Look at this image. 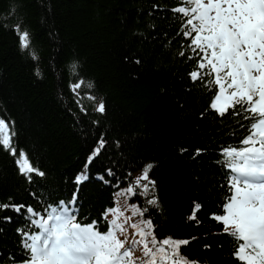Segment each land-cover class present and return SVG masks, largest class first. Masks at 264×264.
<instances>
[{"label": "trees", "instance_id": "trees-1", "mask_svg": "<svg viewBox=\"0 0 264 264\" xmlns=\"http://www.w3.org/2000/svg\"><path fill=\"white\" fill-rule=\"evenodd\" d=\"M178 6L179 0H0V119L17 150L13 156L0 146V202L43 213L75 196L77 222L96 221L101 232L109 227L105 210L119 205L132 217L125 225L131 230L150 219L157 240H188L180 254L189 261L240 264L237 241L213 217L223 214L230 195L222 149L241 146L249 121L232 109L223 116L212 110L217 88L207 77L190 78L196 58H188L194 54L184 18L172 11ZM17 25L29 32L28 49ZM101 101L103 113L96 110ZM21 150L43 176L20 174ZM148 164L154 192L118 196ZM81 174L87 179L77 184ZM152 198L155 205L147 203ZM132 205L147 210L133 216ZM28 215L0 211V264L27 258L20 230L36 231ZM134 258H142L139 248Z\"/></svg>", "mask_w": 264, "mask_h": 264}, {"label": "snow or ice", "instance_id": "snow-or-ice-1", "mask_svg": "<svg viewBox=\"0 0 264 264\" xmlns=\"http://www.w3.org/2000/svg\"><path fill=\"white\" fill-rule=\"evenodd\" d=\"M172 11L184 18L183 35L190 38L188 47L194 54L188 58H196V69L190 78L196 81L207 77V86L217 88L210 108L221 116L232 109L234 115H243L249 121L248 134L241 140V146L222 149L225 166L232 173L228 185L230 195L222 205L223 214L213 218L224 225V233L237 241L233 256L240 264H264V0H179V6ZM15 31L21 48L28 49L29 32L22 31L19 25ZM32 55L35 59L36 54ZM75 67L73 64L71 70L75 71ZM82 85L84 81L80 80L71 88L77 92ZM87 87L92 85L89 83ZM96 110L105 111L102 101ZM12 135L9 124L0 119V146L16 156ZM104 143L101 139L89 163ZM16 164L20 174L29 180L32 174L44 175L22 150ZM152 167L146 165L135 177L134 186L117 195H136V189H142L139 194L145 197L154 192L155 181L149 176ZM86 179L87 175L81 174L76 177V183ZM75 203L73 196L68 204L60 201L40 213L28 205L0 202V211L21 213L25 210L36 229L20 230L27 256L22 264H197L180 254V248L188 245V240L172 237L157 240L150 219L132 223L130 227L134 231L129 239L125 225L131 217H125L119 205L105 210L104 219L109 215L113 219L108 222L107 231L101 232L96 221L77 222ZM147 203L155 205L157 200L148 199ZM199 208L200 205H195L196 210ZM146 210L132 205L133 216H143ZM195 218L194 211L189 219ZM138 248L142 258H134Z\"/></svg>", "mask_w": 264, "mask_h": 264}, {"label": "rangeland", "instance_id": "rangeland-1", "mask_svg": "<svg viewBox=\"0 0 264 264\" xmlns=\"http://www.w3.org/2000/svg\"><path fill=\"white\" fill-rule=\"evenodd\" d=\"M122 211V210H121ZM124 212V211H123ZM127 217H131V216H127ZM111 219H113V217L111 215L108 216V220L110 221ZM124 218H121V220L123 221ZM131 220H132V217H131ZM131 220H129L128 222H130ZM143 220V219H140V221ZM128 228V231H134V230H131L128 226H126ZM145 227V226H144ZM146 230V229H145ZM231 230V229H230ZM147 231V230H146ZM129 233V232H128ZM123 238V236H121ZM121 238V239H122ZM139 237H137L138 239ZM129 239H131L130 235H129Z\"/></svg>", "mask_w": 264, "mask_h": 264}]
</instances>
